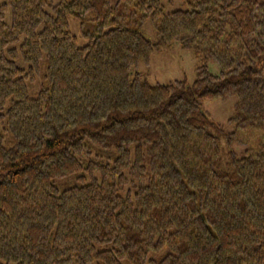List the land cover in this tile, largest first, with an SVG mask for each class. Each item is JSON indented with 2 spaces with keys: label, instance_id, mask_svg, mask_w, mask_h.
Wrapping results in <instances>:
<instances>
[{
  "label": "trees",
  "instance_id": "obj_1",
  "mask_svg": "<svg viewBox=\"0 0 264 264\" xmlns=\"http://www.w3.org/2000/svg\"><path fill=\"white\" fill-rule=\"evenodd\" d=\"M176 44L190 84L130 78ZM0 264H264V0H0Z\"/></svg>",
  "mask_w": 264,
  "mask_h": 264
},
{
  "label": "rangeland",
  "instance_id": "obj_2",
  "mask_svg": "<svg viewBox=\"0 0 264 264\" xmlns=\"http://www.w3.org/2000/svg\"><path fill=\"white\" fill-rule=\"evenodd\" d=\"M69 28L73 35L76 37L78 45L85 43L86 38L82 35L78 21L70 16ZM143 34L150 40H155V30L150 20H146L141 28ZM200 58L197 57L193 51L189 48H183L176 44L174 47L166 50L154 52L148 62L140 61L136 67L130 70V78L133 77L134 72H143V77L150 83H168L175 80H184L187 84H190L196 75V67L200 64ZM208 70L212 74H217L219 66L213 59H206ZM21 63V62H19ZM37 86L36 83L28 84V91L31 95L34 94ZM236 101L235 96H229L220 99H204L201 101L202 109L206 115L216 124L224 126V130H229L227 119L232 115L234 110V103ZM244 134L246 147L255 148L260 144L258 132L256 130L241 132ZM224 147V144L222 143ZM232 147L236 150H240L236 142L232 144ZM226 148V147H225ZM113 155L112 151L102 152V155ZM54 183L59 189L66 187L69 183L68 177H62L54 179Z\"/></svg>",
  "mask_w": 264,
  "mask_h": 264
}]
</instances>
